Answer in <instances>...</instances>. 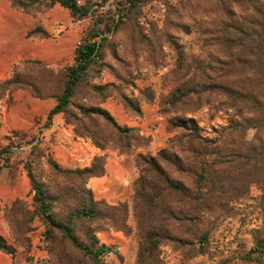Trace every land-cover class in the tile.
<instances>
[{
    "label": "trees",
    "instance_id": "16d2710c",
    "mask_svg": "<svg viewBox=\"0 0 264 264\" xmlns=\"http://www.w3.org/2000/svg\"><path fill=\"white\" fill-rule=\"evenodd\" d=\"M10 1L24 13L37 5L57 4L74 20L88 18L96 4L89 0ZM151 1L159 0L118 1L114 25L102 29L100 22H93L74 48L73 63L62 70L41 61L23 60L14 64L11 76L0 83L1 98L8 90L22 89L35 98L55 101L44 128L61 113L74 133L89 139L94 147L102 150L110 144L121 154L134 157L138 176L132 184L131 215L139 237L134 264H160L161 246L167 242L182 244L178 233L197 243L198 221L208 215L216 219L227 216L228 204L253 186L264 192V0H160L168 13L166 26L173 24V15L179 12L177 19L186 18V22L179 21L183 31L190 32L196 25L198 62L193 68L184 53L178 54L172 75L183 72L187 80L173 87L166 98L159 97V110L163 115L174 114L177 103L189 100L198 108L213 102L219 110L242 112L219 127L214 137L203 136L192 119L171 115L169 128L177 135L153 156L138 153L136 149L145 148L149 138L138 128L119 125L100 106L110 95L109 85L92 87L95 99L90 105L84 97L81 103L73 101L79 85L102 60L107 33L116 32ZM38 32L30 30L26 37H35ZM162 36L171 44L168 30ZM122 99L132 112L141 114L138 104L127 97ZM248 131H253L251 139L247 138ZM39 144L37 139L30 150L34 157L24 167L31 204L16 200L3 214L16 245L30 242L27 234L37 217L45 226L39 248L48 255V264H107L106 258L118 255L117 246L100 242L97 233L112 229L128 234L130 228L126 223L127 203L107 205L96 200L86 186L88 178L103 174L104 157H94L85 168L63 169L51 154L47 155L51 176L45 182L31 169L45 156ZM12 154L11 147L0 148V168L9 166ZM207 234L203 232L199 244ZM263 248L257 239L242 261L262 264ZM0 250L14 256L1 235Z\"/></svg>",
    "mask_w": 264,
    "mask_h": 264
},
{
    "label": "rangeland",
    "instance_id": "374dc122",
    "mask_svg": "<svg viewBox=\"0 0 264 264\" xmlns=\"http://www.w3.org/2000/svg\"><path fill=\"white\" fill-rule=\"evenodd\" d=\"M78 1L86 3L88 0ZM118 1L120 0H89L96 4H94L91 15L83 20H74L66 9L57 4L51 7L37 5L31 12L26 13L28 15L26 33L35 29L40 32L36 33L35 37L27 38L53 39V42L57 40L59 57L52 63V66H47L54 70H62L73 63L74 48L93 22H100L102 29L114 25V20L118 17ZM167 1L174 2V0ZM162 3L160 0L147 3L116 32L107 33L108 40L102 49V60L89 71L85 80L77 88L73 99L75 103H81L84 97L87 100L85 103L90 105L95 99L91 96L94 93L92 87L109 85L107 92L110 95L100 105L103 109L104 107L113 109L114 106L120 105L124 114L132 121L141 122L146 118L147 121H155V123L161 121L160 130L163 142L156 151H151V134H147L140 127L123 126L138 128L145 138H149L147 146L136 149V152L152 156L177 135V132H171L169 128L168 121L171 115L192 119L200 128L203 136L214 137L219 127L227 124L229 119L242 114L240 110H219L213 102L198 108L189 100L177 103L174 114L163 115L159 110V97L163 95L166 98L173 87L187 80V77H182L183 72L176 76L172 75L171 71L178 54L184 53L186 62L193 68L198 62L196 25L191 26L190 32L183 31L179 26L181 25L179 21L186 22V18L177 19L176 16L181 14L179 12L176 16L173 15V24L166 26L164 19L168 13ZM166 30L170 33L171 44L166 42L162 36ZM141 36H144V39H141ZM122 96L138 104L141 114L137 115L132 112L130 107L124 104ZM113 118L118 121L117 118ZM98 127L101 129V124ZM150 127L154 129L153 125ZM252 136L253 131H248L247 138L251 139ZM37 139L38 137L23 144L16 142L13 147L10 146L13 152L10 164H20L24 170L25 163L34 157L30 154V150ZM109 146L112 147L110 144L106 145V147ZM3 147L5 146H0V148ZM42 149L44 158L35 161L31 169L39 180L46 182L49 180L48 176H51L46 163V157L50 156V153ZM228 209V215L223 218L216 219L215 216L208 215L198 221L197 243H194L196 240L192 241L188 235L178 233L183 239L182 244L167 242L161 246L160 264H246L241 257L255 247L257 239L261 240L264 247V192L253 186L243 197L231 201ZM128 211L126 222L130 228L128 234L112 229L97 233L100 242L117 246L118 255L106 258L107 264L113 262L134 264L139 237L131 215V205H128ZM31 226H33L34 233L41 231L39 237L35 239L38 240L40 247L41 235L45 231V226L37 217L33 219ZM111 232H118L123 237L111 240ZM203 232L208 233L207 238L199 244V238ZM10 237L13 239L11 234ZM262 259V264H264V248Z\"/></svg>",
    "mask_w": 264,
    "mask_h": 264
},
{
    "label": "crops",
    "instance_id": "0c3cea01",
    "mask_svg": "<svg viewBox=\"0 0 264 264\" xmlns=\"http://www.w3.org/2000/svg\"><path fill=\"white\" fill-rule=\"evenodd\" d=\"M27 18L28 15L14 8L10 0H0V83L11 76L13 65L20 61L37 60L52 66L59 57L57 40L53 42V39L26 37ZM54 106L55 101L51 98L38 99L22 89L8 90L4 98L0 97V146L13 147L16 142L23 144L38 137L40 146L63 169L85 168L94 157L103 156L104 172L101 176L88 178L87 188L96 200L107 205L127 203L130 206L132 184L138 176L134 157L121 154L111 146L102 150L94 147L89 139L74 133L73 127L65 122L61 113L54 115L50 125L44 128L47 114ZM104 108L117 118L118 124L140 127L151 134V151L161 147V121L155 123L147 121V118L141 122L132 121L120 105L113 109ZM29 192L30 182L20 164L0 168V235L14 251L12 257L0 250V264H48V255L39 248L38 240H35L41 231H31L27 234L30 242L26 246H18L10 237L8 223L3 217L4 210L16 200L31 204ZM110 237L113 240L123 236L111 232Z\"/></svg>",
    "mask_w": 264,
    "mask_h": 264
},
{
    "label": "built area",
    "instance_id": "2783aa9c",
    "mask_svg": "<svg viewBox=\"0 0 264 264\" xmlns=\"http://www.w3.org/2000/svg\"><path fill=\"white\" fill-rule=\"evenodd\" d=\"M33 144V143H32Z\"/></svg>",
    "mask_w": 264,
    "mask_h": 264
}]
</instances>
